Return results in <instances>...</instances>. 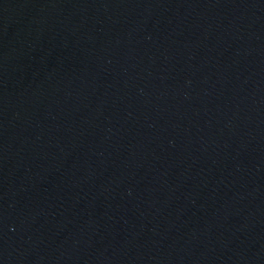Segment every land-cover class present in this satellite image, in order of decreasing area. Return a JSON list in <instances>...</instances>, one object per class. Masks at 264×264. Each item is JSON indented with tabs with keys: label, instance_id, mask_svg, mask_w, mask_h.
<instances>
[{
	"label": "water",
	"instance_id": "water-1",
	"mask_svg": "<svg viewBox=\"0 0 264 264\" xmlns=\"http://www.w3.org/2000/svg\"><path fill=\"white\" fill-rule=\"evenodd\" d=\"M0 264H264V0H0Z\"/></svg>",
	"mask_w": 264,
	"mask_h": 264
}]
</instances>
